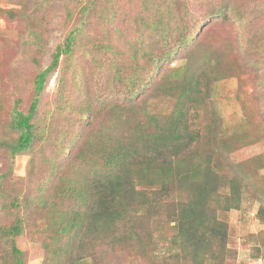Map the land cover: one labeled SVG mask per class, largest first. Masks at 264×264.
Wrapping results in <instances>:
<instances>
[{"label": "rangeland", "instance_id": "rangeland-1", "mask_svg": "<svg viewBox=\"0 0 264 264\" xmlns=\"http://www.w3.org/2000/svg\"><path fill=\"white\" fill-rule=\"evenodd\" d=\"M207 1L188 0L191 37L172 60L148 73L146 90L153 92L163 77L177 73L181 77L187 64L202 77L206 104L197 116L194 111L189 114L191 129L202 134L198 159L210 154L223 183L232 178L242 183L239 209L224 214L222 204L214 205L228 223L232 253L226 264H264V0H231L245 4L250 28L235 17L206 22ZM210 1L218 6L223 0ZM159 2L0 0V235L16 216L22 218L23 232L16 236V244L25 264H50L44 247L49 241L44 230L47 211L37 201L51 195L59 173L88 133L117 117L107 105L126 108L132 101L128 94L135 71L127 67L131 43L139 34L134 23L140 15L153 22ZM77 28L81 31L74 55L61 57L42 92L36 121L47 129L46 136L29 152L13 156L10 146L19 136L11 126L15 109L28 112L37 75L51 65L57 48ZM147 46L149 51L156 49L152 42ZM114 63L122 68L121 81L114 78ZM141 98L134 101L140 103ZM146 103L154 112L169 113L172 108L169 100L157 103L148 94ZM228 141L232 154L222 147ZM229 191L221 188L220 197ZM172 235L164 216H151L145 224L146 248L141 250L136 238L128 247L114 249L97 242L93 251L97 260L86 263L165 264ZM60 262L54 257L52 264ZM0 264H12L7 239L0 240Z\"/></svg>", "mask_w": 264, "mask_h": 264}, {"label": "trees", "instance_id": "trees-1", "mask_svg": "<svg viewBox=\"0 0 264 264\" xmlns=\"http://www.w3.org/2000/svg\"><path fill=\"white\" fill-rule=\"evenodd\" d=\"M159 1L154 6L153 22H146L140 15L134 23L139 34L131 43L127 67L135 71L128 94L132 101L126 108L107 105L111 107L109 113L117 117L88 133L68 159V171L59 173L49 198L37 201L47 211L44 230L49 241L44 247L50 264L54 257L61 261L59 264H87L90 258L96 261L93 251L97 242L114 249L128 247L129 240L136 238L143 250L147 246L143 242L145 224L151 216H164L173 229L165 264H226L232 253L228 248V223L214 205L222 204L224 214L239 209L242 183L240 178L223 183L216 172L218 164H213L210 154L198 159L196 148L202 134L191 129L189 114L194 111L197 116L198 109L206 104L202 77L195 76L191 64H187L181 77L178 73L167 76V80L163 77L153 92L146 90L148 73L172 60L191 37L188 0ZM207 2L210 6L206 22L216 17H235L250 28L252 21L245 4L223 0L216 6ZM80 31L77 28L69 33L65 44L54 53L51 65L37 75L35 97L28 112L15 109L11 126L19 136L10 146L13 156L29 152L36 141L46 136L47 129L36 121L42 92L61 57L74 55ZM149 42L156 46L154 51L147 49ZM106 49L111 50V46ZM113 68L114 78L121 81L122 68L117 63ZM147 94L157 103L169 100L170 112L149 109ZM140 96L141 102L136 103L134 100ZM231 146L229 141L222 142L230 154L234 152ZM217 161L222 159L218 156ZM224 187L230 191L222 199L219 191ZM261 194L264 202V193ZM15 219L0 240H9L12 264H25L24 254L16 244L24 221L18 216Z\"/></svg>", "mask_w": 264, "mask_h": 264}]
</instances>
